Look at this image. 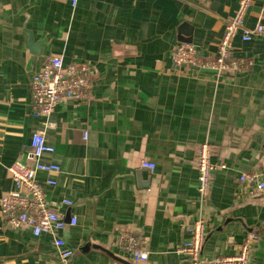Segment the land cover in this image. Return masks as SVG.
I'll use <instances>...</instances> for the list:
<instances>
[{"label": "crops", "instance_id": "obj_1", "mask_svg": "<svg viewBox=\"0 0 264 264\" xmlns=\"http://www.w3.org/2000/svg\"><path fill=\"white\" fill-rule=\"evenodd\" d=\"M264 0L245 18L252 29ZM238 0H0V199L15 190L7 168L33 164L30 140L44 132L58 176L37 174L45 198L74 227L61 234L68 264H135L115 245L120 233L147 240L145 264H187L177 252L198 214L195 153L207 143L217 166L204 207L202 257H230L247 235L250 264H264V204L243 175L264 179V39L233 40V57L253 61L241 75L174 66L176 46L216 51ZM94 69L85 103L31 115L30 82L49 56ZM48 123L50 126L46 127ZM87 133L84 140L83 134ZM152 163L150 171L141 162ZM53 178L55 187L45 181ZM68 199L72 207H58ZM0 264H59L49 235L6 226Z\"/></svg>", "mask_w": 264, "mask_h": 264}, {"label": "built area", "instance_id": "obj_2", "mask_svg": "<svg viewBox=\"0 0 264 264\" xmlns=\"http://www.w3.org/2000/svg\"><path fill=\"white\" fill-rule=\"evenodd\" d=\"M75 8L78 0H68ZM253 0H238L235 15L225 23L216 51L210 57L203 58L196 48L182 43L169 54L174 66L193 68L195 70L215 71L216 74L229 72L241 75L253 65L247 58L233 57V40L239 35L242 42H250L255 38L264 39V4L258 11V17L252 29L245 26V18L251 8ZM94 69L88 63L72 61L64 64L61 56L53 55L46 58L42 68L35 73L30 82L29 109L33 117L47 120L55 108L64 102L85 103L89 99ZM46 127L50 125L45 124ZM87 133L84 132V140ZM54 149L46 142L44 132L34 133L30 140V155L33 160L31 166L14 162L7 168V173L15 187L0 199V214L3 222L10 228H27L33 237L49 235L58 256L59 264H68L73 257V250L66 247L62 232L67 226L74 227L76 218L59 214L52 203L45 198V193L37 181V174L43 173L58 176L60 168L56 164L42 160L44 155L53 154ZM212 148L209 144L199 145L195 153V169L197 172V204L196 220L187 226L190 238L177 252L181 254L187 264H250L251 243L254 236L247 235L243 243L238 246L236 255L230 257L207 260L202 257L206 240V224L203 216L204 207L209 199L212 188V175L217 166L211 162ZM141 167L150 171L155 166L149 162H141ZM239 182L253 184L248 193L250 197H259L264 204V179L257 175H243ZM48 187H55L56 181L50 178L45 181ZM72 202L63 199L58 207L70 209ZM116 247L127 255L135 264H145L148 260L147 240L139 235L120 233L115 240Z\"/></svg>", "mask_w": 264, "mask_h": 264}, {"label": "water", "instance_id": "obj_3", "mask_svg": "<svg viewBox=\"0 0 264 264\" xmlns=\"http://www.w3.org/2000/svg\"><path fill=\"white\" fill-rule=\"evenodd\" d=\"M201 72H204V73H211V74H216L215 71H209V70H201ZM67 220V219H66Z\"/></svg>", "mask_w": 264, "mask_h": 264}]
</instances>
